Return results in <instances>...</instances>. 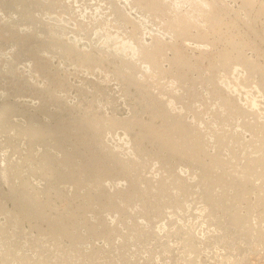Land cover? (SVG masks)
Segmentation results:
<instances>
[{
	"label": "rangeland",
	"instance_id": "obj_1",
	"mask_svg": "<svg viewBox=\"0 0 264 264\" xmlns=\"http://www.w3.org/2000/svg\"><path fill=\"white\" fill-rule=\"evenodd\" d=\"M176 1L0 0V264H264V0Z\"/></svg>",
	"mask_w": 264,
	"mask_h": 264
},
{
	"label": "bare ground",
	"instance_id": "obj_2",
	"mask_svg": "<svg viewBox=\"0 0 264 264\" xmlns=\"http://www.w3.org/2000/svg\"><path fill=\"white\" fill-rule=\"evenodd\" d=\"M175 1H176V0H175ZM179 1H180V0H179ZM179 1H178V2H179ZM191 1H192V0H191ZM191 1H190V3H191ZM202 1H203V0H202ZM202 1L200 2V1L197 0L196 3H199V2L202 3ZM205 1H206V0H205ZM207 1H208V0H207ZM207 1H206V2H207ZM97 2H98V1H97ZM147 2H148V1H147ZM176 2H177V1H176ZM176 2H175V3H176ZM182 2H184V1H181V3H182ZM194 2H195V0H194ZM206 2H205V4H206ZM213 2H214V1H213ZM42 3H44V2H42ZM89 3H90V1H89ZM89 3H88V4H89ZM132 3H133V2H132ZM173 3H174V1H173ZM175 3H174V5H176ZM188 3H189V0H188ZM207 3H209V1H208ZM252 3H253V2H252ZM252 3H251V4H252ZM60 4H61V3H60ZM170 4H171V3H170ZM194 4H195V3H194ZM194 4H193V5H194ZM210 4H211V3H209V6H210ZM212 4H213V3H212ZM5 5H6V3H5ZM7 5H8V4H7ZM23 5H24V4H23ZM53 5H54V4H53ZM132 5H133V4H132ZM153 5H154V4H153ZM179 5H180V4H179ZM193 5H192V6L189 5V8L191 7L190 10L195 6V5H194V6H193ZM197 5H198V4H197ZM201 5L204 7L203 4H201ZM88 6H89V5H88ZM140 6H141V5H140ZM176 6H178V5H176ZM181 6H184V5H181ZM202 6H201V7H202ZM207 6H208V4H207ZM209 6H208V7H209ZM225 6H226V5H225ZM245 6H246V5H245ZM261 6H262V5H261ZM12 7H13V6H12ZM29 7H30V6H29ZM187 7H188V6H187ZM198 7H200V5H198ZM1 8H2V7H1ZM134 8H136V7H134ZM142 8H143V7H142ZM145 8H146V7H145ZM178 8H179V6H178ZM196 8H197V6H196ZM196 8H193V9H196ZM206 8H207V7H206ZM206 8H205V10H206ZM212 8H213V7H212ZM2 9H3V8H2ZM12 9H13V8H12ZM25 9H26V6H25ZM30 9H31V8H30ZM67 9H68V8H67ZM117 9H118V8H117ZM123 9H124V8H123ZM158 9H159V8H158ZM172 9H173V8H172ZM174 9H176V8H174ZM179 9H181V7H180ZM179 9H177V10L180 12ZM183 9H185V8H183ZM200 9L203 10V8H200ZM207 9H209V14H210V11H211L210 8H207ZM4 10H5V9H4ZM136 10H137V9H136ZM139 10H140V9H139ZM196 10H197V9H196ZM19 11H20V10H19ZM23 11H24V10H23ZM88 11H89V10H88ZM140 11H142V10H140ZM144 11H145V10H144ZM164 11H165V10H164ZM175 11H176V10H175ZM175 11H174V12H175ZM182 11H183V10H182ZM186 11H187V9H186ZM191 11H192V10H191ZM194 11H195V10H194ZM194 11H192V12L194 13ZM198 11H199V10H198ZM98 12H99V11H98ZM119 12H120V11H119ZM145 12H146V11H145ZM176 12H177V11H176ZM196 12H197V11H196ZM201 12H202V11H201ZM207 12H208V11H207ZM24 13H25V12H24ZM139 13H140L139 15H141L142 12H139ZM143 13H144V12H143ZM181 13H183V12H181ZM184 13H185V11H184ZM184 13H183V14H184ZM190 13H191V12H190ZM190 13H189V14H190ZM193 13H192V14H193ZM198 13H199V12H198ZM202 13H203V12H202ZM29 14H30V13H29ZM86 14H87V13H86ZM195 14H196V13H195ZM195 14H194V15H195ZM207 14H208V13H207ZM22 15H23V14H22ZM74 15H75V14H74ZM109 15H111V14H109ZM149 15H150V14H149ZM176 15H177V14H176ZM184 15H185V18H186V17H187L186 13H185ZM197 15L199 16L200 14H197ZM13 16H14V15H13ZM117 16H118V15H117ZM144 16H145V14H144ZM174 16H175V15H174ZM177 16H178V15H177ZM177 16H176V17H177ZM180 16H181V14H179V18H180ZM36 17H37V16H36ZM42 17H43V16H42ZM100 17H101V16H100ZM158 17H159V15H158ZM160 17H161V16H160ZM182 17H183V15H182ZM182 17H181V18H182ZM194 17H195V16H194ZM196 17H197V16H196ZM199 17H200V16H199ZM210 17H211V16H210ZM14 18H15V17H14ZM29 18H30V17H29ZM91 18H92V17H91ZM115 18H116V17H115ZM121 18H122V16H121ZM121 18H119V19H121ZM123 18H124V17H123ZM123 18H122V19H123ZM132 18H133V17H132ZM140 18H141V17H140ZM189 18H190V17H189ZM220 18H221V17H220ZM16 19H17V18H16ZM23 19H24V18H23ZM38 19H39V18H38ZM40 19H41V18H40ZM100 19H101V18H100ZM105 19H106V18H105ZM116 19H117V18H116ZM141 19H142V18H141ZM151 19H152V18H151ZM193 19H195V18H193ZM213 19H214V18H213ZM4 20H6V19H4ZM112 20H113V19H112ZM145 20H146V19H145ZM148 20H149V19H148ZM155 20H156V19H155ZM169 20H170V19H169ZM182 20H183V18L181 19V21H182ZM188 20H189V19H187V20L185 19L184 21L190 22L192 19H190L189 21H188ZM216 20H217V18H216ZM30 21H31V20H30ZM85 21H86V20H85ZM179 21H180V20H179ZM205 21H206V20H205ZM217 21H218V20H217ZM9 22H11V20H10ZM99 22H100V21H99ZM119 22L121 23V21H119ZM132 22H133V21H132ZM159 22H160V21H159ZM176 22H177V21H176ZM182 22H183V21H182ZM193 22H194V21H191L192 25H193ZM196 22H197V21H196ZM196 22H195V23H196ZM31 23H32V22H31ZM41 23H42V22H41ZM122 23H123V22H122ZM124 23H125V21H124ZM124 23H123V24H124ZM127 23H128V22H127ZM197 23H198V22H197ZM214 23H215V22H214ZM217 23H218V22H217ZM131 24H132V23H131ZM157 24H158V23H157ZM170 24H171V23H170ZM185 24H187V23L185 22ZM198 24H199V23H198ZM22 25H23V24H22ZM105 25H106V24H105ZM119 25H120V24H119ZM188 25H189V24H188ZM157 26H158V25H157ZM178 26H179V25H178ZM182 26H183V25H182ZM185 26L188 27L187 25H185ZM185 26H183V27H185ZM189 26H190V25H189ZM196 26H197V24H196ZM66 27H67V26H66ZM101 27H102V26H101ZM107 27H108V25H107ZM107 27H106V28H107ZM119 27H120V26H119ZM122 27L124 28V25H123ZM122 27H120V28H121L120 31H122ZM170 27H172V26H170ZM174 27H175V26H174ZM183 27H182V28H183ZM219 27H220V26H219ZM94 28H95V27H94ZM97 28H98V27H97ZM108 28H109V27H108ZM189 28H190V27H189ZM189 28H188V29H189ZM211 28H212V27H211ZM100 29H101V28H100ZM172 29H173V28H172ZM176 29H177V28H176ZM176 29H175V31H176ZM178 29H179V27H178ZM170 30H171V29H170ZM182 31H183V29H182ZM185 31H186V29H185ZM42 32H43V31H42ZM50 32H51V31H50ZM55 32H56V31H55ZM106 32H107V31H106ZM118 32H119V31H118ZM173 32H174V31H173ZM45 33H46V32H45ZM65 33H66V31H65ZM176 33H177V32H176ZM183 33H184V32H183ZM14 34H15V33H14ZM35 34H36V33H35ZM56 34H57V33H56ZM117 34H119V33H117ZM117 34H116V33H112V32H111V33L108 32L107 35H106V40H107V42L109 43V45H111L110 47H113V49H114V48L117 49V46L115 47V46L113 45V43H112L113 40H114V37H116ZM126 34H127V33H126ZM177 34H178V33H177ZM179 34H180V33H179ZM62 35H63V34H62ZM133 35H134V34H133ZM135 35H136V34H135ZM150 35H151V34H150ZM185 35H186V34H185ZM187 35H188V34H187ZM118 36H119V35H118ZM126 36H127V35H126ZM180 36H181V35H180ZM75 37H76V36H75ZM134 37H135V36H134ZM176 37H177V36H176ZM46 38H47V36H46ZM116 38H117V37H116ZM135 38H136V37H135ZM152 39H154V38L152 37ZM52 40H53V39H52ZM67 40H68V39H67ZM103 40H104V39H103ZM103 40H102V41H103ZM130 40H131V39H130ZM130 40L127 39V38H125V39L123 38V40H120V41H122V43H120V44H121L120 46H122V47H124V48H126V49H128V50L133 49L134 51H138L140 56L137 55L135 62H138V61H139V64H140V61H141V63H144V62H142V61H146V59H147L148 57L145 58V60H143L145 56H144L143 54H141V48H142V47L144 48V46H146V45H148V44L144 43V44H146V45H144V44L142 45V44L139 43V44H140L139 46L136 47V46L133 45L134 47H131V45H130V42H131V41H130ZM205 40H206V39H205ZM120 41L117 40V42H120ZM142 41H143V40H142ZM54 42H56V41H54ZM150 42H151V41H150ZM150 42H149V43H150ZM160 42H161V41H160ZM52 43H53V42H52ZM65 43H66V42H65ZM65 43H64V44H65ZM131 43H132V42H131ZM158 43H159V42H158ZM168 43H169V42H168ZM57 44H58V43H57ZM106 44H107V43H106ZM114 44H116V43L114 42ZM211 44H212V43H211ZM116 45H118V44H116ZM151 45H152V44H151ZM157 45H158V44H157ZM46 46H47V45H46ZM107 46H108V45H107ZM52 47H53V46H52ZM122 47H121V48H122ZM41 48H42V47H41ZM46 48H47V47H46ZM149 48H150V46H149ZM146 49H147V47H146ZM155 49H156V48H155ZM122 50H123V49H122ZM142 50H143V49H142ZM130 51H131V50H130ZM22 52H23V51H22ZM84 52H85V51H84ZM227 52H228V51H227ZM80 53H81V52H80ZM82 53H83V52H82ZM126 53L128 54L129 52H126ZM130 53H131V52H130ZM146 53H148V51H147ZM84 54H87V53H84ZM84 54H83V55H84ZM105 54H106V53H105ZM149 54H150V53H149ZM149 54H148V55H149ZM83 55H81V56H83ZM90 55H91V54H90ZM128 55H129V54H128ZM77 56H78V55H77ZM86 56H88V55H86ZM86 56H85V57H86ZM94 56H95V55H94ZM150 56H151V55H150ZM226 56H227V55H226ZM242 56H243V55H242ZM83 57H84V56H83ZM83 57H82V58H83ZM90 57H91V56H90ZM106 57H107V56H106ZM133 57H134V56H133ZM79 58H80V56H79ZM87 58H88V57H87ZM87 58L84 59V60H87ZM99 58H100V57H99ZM107 58H108V57H107ZM149 58H150V57H149ZM149 58H148V59H149ZM80 59H81V58H80ZM133 59H134V58H133ZM152 59H153V58H152ZM25 60H26V59H25ZM159 60H160V59H159ZM31 61H32V60H31ZM121 61H122V60H121ZM123 61H124V60H123ZM230 61H231V60H230ZM243 61H244V60H243ZM250 61H251V60H250ZM83 62H84V61H83ZM88 62H90V61H88ZM95 62H96V61H95ZM131 62H132V61H131ZM135 62H133V63H135ZM146 62H147V61H146ZM149 62H150V61L148 60V63H149ZM152 62H153V61H152ZM152 62H150L149 64H151ZM155 62H156V61H155ZM126 63H127V61H126ZM128 63H129V62H128ZM12 64H13V63H12ZM121 64H122V63H121ZM135 64H136V63H135ZM135 64H134V66H136ZM156 64H157V63H156ZM23 65H24V64H23ZM128 65H129V64H128ZM255 65H256V64H255ZM94 66H95V65H94ZM96 66H97V65H96ZM126 66H127V65H126ZM126 66H125V67H126ZM132 66H133V65H132ZM147 66H148V65H147ZM149 66H150V65H149ZM224 66H225V65H224ZM123 67H124V66H123ZM129 67H130V66H129ZM153 67H155V66H153ZM253 67H254V66H253ZM255 68H256V67H255ZM128 69L130 70V68H128ZM134 69H135V68H134ZM137 69H141V68H137ZM153 70H154V69H153ZM207 70H208V69H207ZM245 70H246V69H245ZM135 71H136V70H135ZM140 71H141V70H140ZM246 71H247V70H246ZM132 73H133V72H132ZM135 73H136V72H135ZM246 73H247V72H246ZM164 74H165V73H164ZM130 75H131V73H130ZM112 76H113V75H112ZM252 76H253V75H252ZM135 77H136V76H135ZM210 77H211V76H210ZM128 78H129V77H128ZM157 78H158V77H157ZM250 78H251V77H250ZM193 79H194V78H193ZM128 82H129V81H128ZM260 82H261V81H260ZM104 83H105V82H104ZM260 84H261V83H260ZM122 85H123V84H122ZM83 89H84V88H83ZM250 89H251V88H250ZM117 90H118V89H117ZM143 90H144V89H143ZM260 90H261V89H260ZM188 91H189V90H188ZM100 94H101V93H100ZM171 95H172V94H171ZM137 97H138V96H137ZM246 98H247V97H246ZM248 98H250V97H248ZM248 98H247V99H248ZM91 99H92V98H91ZM237 99H238V98H237ZM94 101H95V100H94ZM108 101H110V100H108ZM165 102H166V101H165ZM254 102H255V101H254ZM255 103H256V102H255ZM226 106H227V105H226ZM101 108H102V107H101ZM235 108H236V107H235ZM103 109H104V108H103ZM201 109H202V108H201ZM153 111H154V110H153ZM234 111H235V110H234ZM176 113H177V112H176ZM258 114H259V113H258ZM142 115H143V114H142ZM158 115H159V114H158ZM85 116H86V115H85ZM226 116H227V115H226ZM253 117H254V116H253ZM179 119H180V118H179ZM80 120H81V119H80ZM83 120H84V119H83ZM181 120H182V119H181ZM222 120H223V119H222ZM230 120H231V119H230ZM6 121H7V120H6ZM117 121H118V120H117ZM164 121H165V120H164ZM241 121H242V120H241ZM74 122H75V121H74ZM110 123H111V121H110ZM124 123H125V122H124ZM224 123H225V122H224ZM4 124H5V123H4ZM178 124H179V123H178ZM242 124H243V123H242ZM85 125H86V124H85ZM113 125H114V124H113ZM118 125H119V124H118ZM124 125H125V124H124ZM228 125H229V124H228ZM122 126H123V124H122ZM7 127H9V126H7ZM119 127H120V126H119ZM2 128H3V127H2ZM62 128H63V127H62ZM100 128H101V127H100ZM109 128H110V127H109ZM152 128H153V127H152ZM113 129H114V128H113ZM177 129H178V128H177ZM200 129H201V128H200ZM249 129H252V128H249ZM95 130H96V129H95ZM109 130H110V129H109ZM9 131H10V130H9ZM110 131H111V130H110ZM220 131H221V130H220ZM103 132H104V131H103ZM105 132H106V131H105ZM127 132H128V131H127ZM223 132H224V131H223ZM237 132H238V131H237ZM128 133H129V132H128ZM188 133H189V132H188ZM115 134H116V133H115ZM256 134H257V133H256ZM156 135H157V134H156ZM242 135H243V134H242ZM29 136H30V135H29ZM104 137H105V136H104ZM185 137H186V136H185ZM258 137H260V136H258ZM178 138H179V137H178ZM189 138H190V137H189ZM195 138H196V137H195ZM227 138H228V137H226V139H227ZM21 139H22V138H21ZM203 139H204V138H203ZM228 139H229V138H228ZM234 140H235V139H234ZM160 141H161V140H160ZM131 142H132V141H131ZM174 142H175V141H174ZM182 142H183V141H182ZM122 143H123V142H122ZM162 143H163V142H162ZM123 144H124V143H123ZM28 145H29V144H28ZM9 146H10V145H9ZM185 146H186V145H185ZM135 147H136V146H135ZM195 149H196V148H195ZM256 149H257V148H256ZM102 150H103V149H102ZM132 150H133V149H132ZM137 150H138V149H137ZM140 151H141V150H140ZM175 151H176V150H175ZM218 153H219V152H218ZM60 154H61V153H60ZM136 157H137V156H136ZM203 157H204V156H203ZM244 158H245V157H244ZM123 159H124V158H123ZM191 159H192V158H191ZM216 160H217V159H216ZM119 161H120V160H119ZM219 161H220V160H219ZM258 162H259V161H258ZM47 163H48V162H47ZM89 163H90V162H89ZM254 163H255V162H254ZM262 163H264V162H262ZM6 164H7V163H6ZM135 164H136V163H135ZM223 165H224V164H223ZM253 165H254V164H253ZM176 166H177V165H176ZM191 169H192V168H191ZM203 171H204V170H203ZM210 171H211V170H210ZM190 172H191V171H190ZM224 172H225V171H224ZM230 172H231V171H230ZM169 173H170V172H169ZM203 173H204V172H203ZM115 174H116V173H115ZM78 175H79V174H78ZM220 175H221V174H220ZM245 175H246V174H245ZM15 176H16V175H15ZM130 177H131V176H130ZM220 177H221V176H220ZM224 177H225V176H224ZM244 178H245V177H244ZM135 179H136V178H135ZM204 179H205V178H204ZM222 179H223V178H222ZM29 180H30V179H29ZM208 181H209V180H208ZM240 181H241V180H240ZM140 182H141V181H140ZM182 183H183V182H182ZM206 183H207V181H206ZM79 185H80V184H79ZM189 185H190V184H189ZM178 187H179V186H178ZM182 187H183V186H182ZM191 187H192V186H191ZM229 187H230V186H229ZM252 187H253V186H252ZM183 188H184V187H183ZM210 188H211V186H210ZM256 188H257V187H256ZM186 189H188V188H186ZM200 189H201V188H200ZM194 190H195V189H194ZM194 190H193V191H194ZM10 191H11V190H10ZM78 191H79V190H78ZM210 191H211V190H210ZM162 192H163V191H162ZM188 192H189V191H188ZM207 193H208V192H207ZM209 193H210V192H209ZM170 194H171V193H170ZM222 194H223V193H222ZM209 195H210V194H209ZM163 197H164V196H163ZM205 198H206V197H205ZM209 198H210V196H209ZM220 198H221V197H220ZM224 198H225V197H224ZM20 199H21V198H20ZM132 199H133V198H132ZM256 199H257V198H256ZM257 201H258V199H257ZM131 203H132V202H131ZM134 205H135V204H134ZM166 205H167V204H166ZM126 206H127V205H126ZM229 206H230V205H229ZM34 207H35V206H34ZM133 207H134V206H133ZM143 207H144V206H143ZM223 208H224V207H223ZM4 210H5V209H4ZM33 210H34V209H33ZM141 210H142V209H141ZM162 210H163V209H162ZM211 210H212V209H211ZM1 211H2V210H1ZM6 211H7V210H6ZM34 211H35V210H34ZM34 211H33V212H34ZM83 211H84V210H83ZM215 211H216V210H215ZM157 212H158V211H157ZM207 212H208V211H207ZM250 212H251V211H250ZM10 213H11V212H10ZM238 214H239V213H238ZM95 215H96V214H95ZM232 215H233V214H232ZM241 215H242V214H241ZM24 216H25V215H24ZM188 216H189V215H188ZM239 216H240V215H239ZM242 217H243V216H242ZM24 218H25V217H24ZM24 218H23V219H24ZM233 218H234V217H233ZM246 218H247V217H246ZM246 218H245V220H246ZM229 219H231V218H229ZM202 220H203V219H202ZM218 220H219V219H218ZM234 220H235V219H234ZM206 221H207V220H206ZM246 221H247V220H246ZM248 221H249V220H248ZM257 221H258V220H257ZM9 222H10V221H9ZM150 222H151V221H150ZM15 223H16V222H15ZM5 225H6V224H5ZM57 225H58V224H57ZM231 226H232V225H231ZM238 226H239V225H238ZM228 227H229V226H228ZM233 227H234V226H233ZM243 227H244V226H243ZM247 227H248V226H247ZM61 228H62V227H61ZM250 228H251V226H250ZM3 229H4V228H3ZM206 229H207V228H206ZM0 230H1V229H0ZM62 230H63V229H62ZM225 230H226V229H225ZM259 230H260V229H259ZM261 230H262V229H261ZM2 231H4V230H2ZM249 231H250V230H249ZM22 232H23V231H22ZM240 232H241V231H240ZM259 232H260V231H259ZM17 233L19 234V232H17ZM186 233H187V232H186ZM246 233H248V232H246ZM251 233H252V232H251ZM18 234H16V235H18ZM21 234H22V233H21ZM60 234H61V233H60ZM14 235H15V234H14ZM25 235H26V234H25ZM53 235H54V234H53ZM55 235H56V234H55ZM241 235H242V234H241ZM248 235H249V234H248ZM1 236H2V235H1ZM137 236H138V235H137ZM244 236H246V235L244 234ZM4 237H5V236H4ZM15 237H16V236H15ZM22 237H23V236H22ZM56 237H57V236H56ZM189 237H190V236H189ZM0 238H1V237H0ZM16 238H17V237H16ZM27 238H28V237H27ZM27 238H26V239H27ZM37 238H38V237H37ZM42 238H44V237H42ZM249 238H250V237H249ZM6 239H7V238H6ZM6 239H5V240H6ZM19 239H20V238H19ZM34 239H35V238H34ZM12 240H13V239H12ZM14 240H15V239H14ZM28 240H29V239H28ZM38 240H39V239H38ZM180 240H181V239H180ZM241 240H243V239H241ZM259 240H260V239H259ZM17 241H18V240H17ZM17 241H16V242H17ZM83 241H84V240H83ZM31 242H32V240H31ZM189 242H190V241H189ZM231 242H232V241H231ZM246 242H247V241H246ZM8 243H11V242L8 241ZM33 243H34V242H33ZM53 243H54V242H53ZM234 243H235V242H234ZM11 244H12V243H11ZM16 244H17V243H16ZM18 244H19V243H18ZM72 244H73V243H72ZM5 245H6V244H5ZM7 245H8V244H7ZM34 245H35V243H34ZM73 245H74V244H73ZM8 246H9V245H8ZM8 246H7V247H8ZM30 246H31V245H30ZM30 246H29V247H30ZM40 246H41V245H40ZM40 246H39V247H40ZM48 246H49V245H48ZM68 246H70V245H68ZM238 246H239V245H238ZM13 247H16V248H17V246H15V245H13ZM13 247H11V248H13ZM20 247H21V246H20ZM23 247H24V246H23ZM34 247H35V246H34ZM42 247H43V246H42ZM54 247H55V246H54ZM73 247H74V246H73ZM40 248H41V247H40ZM46 248H47V247H46ZM62 248H63V246H62ZM62 248H61V249H62ZM75 248H76V247H75ZM0 249H1V248H0ZM4 249H6V248H4ZM9 249H10V248H9ZM9 249H8V251H7V250H6V251L9 252ZM14 249H15V248H14ZM37 249H38V248H37ZM63 249H64V248H63ZM193 249H194V247H193ZM16 250H17V249H16ZM20 250H21V249H20ZM33 250H34V249H33ZM40 250H41V249H39L38 251H40ZM56 250H57V249H56ZM72 250H73V249H72ZM79 250H80V249H79ZM99 250H100V249H99ZM155 250H156V249H155ZM189 250H191V249H189ZM189 250H188V251H189ZM13 251H14V250H13ZM25 251H26V250H25ZM46 251H47V250H46ZM53 251H54V250H53ZM62 252H63V251H62ZM62 252H61V253H62ZM64 252H65V251H64ZM36 253H37V252H36ZM42 253H43V252H42ZM44 253H45V252H44ZM44 253H43V254H44ZM46 253H48V252H46ZM49 253L51 254V252H49ZM53 253H54V252H53ZM53 253H52V254H53ZM66 253H67V251H66ZM66 253H64V254H66ZM191 253H192V252H191ZM12 254H13V253H12ZM16 254H17V253H16ZM74 254H75V253H74ZM124 254H125V253H124ZM1 255H2V254H1ZM3 255H4V254H3ZM17 255H18V254H17ZM19 255H20V254H19ZM28 255H29V253H28ZM40 255H42V254H40ZM47 255H48V254H47ZM56 255H57V254H56ZM70 255H71V254H70ZM79 255H81V253H80ZM137 255H138V254H137ZM10 256H11V255H10ZM49 256H50V255H49ZM53 256H54V255H53ZM68 256H69V255H68ZM101 256H102V255H101ZM186 256H187V255H186ZM5 257H6V256H5ZM5 257H4V258H5ZM15 257H16V256H15ZM19 257H20V256H19ZM22 257H23V256H22ZM30 257H31V256H30ZM41 257H42V256H41ZM123 257H124V256H123ZM123 257H122V258H123ZM9 258H10V257H9ZM13 258H14V257H13ZM17 258H18V256H17L16 259H15V262H16V263H17V261H16ZM24 258H25V257H24ZM37 258H38V257H37ZM51 258H52V257H51ZM70 258H71V257H70ZM76 258H77V257H76ZM79 258H80V257H79ZM21 259L24 260L23 258H21ZM30 259H31V258H30ZM30 259H28V260H30ZM39 259H40V258H39ZM44 259H45V258H43V260H44ZM60 259H61V258H60ZM74 259H75V258H74ZM80 259H81V258H80ZM126 259L128 260V258H126ZM139 259H140V258H139ZM1 260H2V259H1ZM10 260H11V259H9V261H10ZM13 260H14V259H13ZM19 260H20V259H19ZM19 260H18V261H19ZM33 260H34V258H33ZM43 260H42V261H43ZM51 260H52V259H51ZM56 260H57V259H56ZM64 260H65V259H64ZM81 260H82V259H81ZM122 260H124V259H122ZM195 260H196V259H195ZM2 261H3V260H2ZM4 261H5V260H4ZM26 261H27V260H26ZM40 261H41V260H40ZM48 261H49V259H48ZM48 261H47V262H48ZM60 261H61V260H60ZM67 261H68V260H67ZM131 261H132V260H131ZM24 262H25V260H24ZM24 262H21V260H20V263H24ZM30 262H31V261H30ZM49 262H50V261H49ZM58 262H59V261H58ZM62 262H63V261H62ZM70 262L72 263V262H74V261H70ZM104 262H105V260H104ZM127 262H128V261H127ZM191 262H192V261H191ZM191 262H190V263H191ZM196 262H197V261H196ZM196 262H195V263H196ZM0 263H1V262H0ZM5 263H6V262H5ZM13 263H14V261H13ZM31 263H33V262H31ZM53 263H54V262H53ZM56 263H57V262H56ZM59 263H61V262H59ZM65 263H67V262H65ZM68 263H69V261H68ZM109 263H110V261H109ZM124 263H125V260H124ZM129 263H130V262H129ZM190 263H189V264H190ZM25 264H28V263H25ZM36 264H37V263H36ZM51 264H52V263H51ZM89 264H90V263H89ZM121 264H122V263H121ZM126 264H127V263H126ZM136 264H137V263H136Z\"/></svg>",
	"mask_w": 264,
	"mask_h": 264
}]
</instances>
